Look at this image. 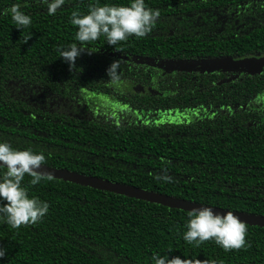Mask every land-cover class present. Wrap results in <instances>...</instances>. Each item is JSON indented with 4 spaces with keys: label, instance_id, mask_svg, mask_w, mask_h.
I'll list each match as a JSON object with an SVG mask.
<instances>
[{
    "label": "trees",
    "instance_id": "obj_1",
    "mask_svg": "<svg viewBox=\"0 0 264 264\" xmlns=\"http://www.w3.org/2000/svg\"><path fill=\"white\" fill-rule=\"evenodd\" d=\"M105 3L129 0H65L52 15L46 0H0V11L17 4L31 17L17 29L10 12L0 14V141L42 153L49 167L264 216V70L167 73L119 58L263 53L264 0H144L159 13L145 37L110 46L101 36L83 44L69 69L57 48L80 43L71 13ZM114 60L116 80L106 75ZM121 111L128 112L124 120L114 122ZM31 179L25 174L21 185L48 211L17 229L0 220V264H154L153 255L189 264H264V227L245 224L242 249L225 251L213 240L189 244L186 211Z\"/></svg>",
    "mask_w": 264,
    "mask_h": 264
},
{
    "label": "clouds",
    "instance_id": "obj_2",
    "mask_svg": "<svg viewBox=\"0 0 264 264\" xmlns=\"http://www.w3.org/2000/svg\"><path fill=\"white\" fill-rule=\"evenodd\" d=\"M46 2L47 12L52 15L65 3V0H46ZM4 12H10V18L17 25V29L25 28L31 23V17L19 10L17 4L0 11V14ZM158 14L157 10L146 7L144 0H129L127 5L90 4L85 14L73 11L70 23L76 26L75 40L80 43H73L63 49L57 48L59 58L68 64L69 69H72L75 60L85 52L86 48L83 44L96 41L101 36L110 46L125 41L130 36L143 38L151 31ZM88 52L92 51L88 50ZM118 67L119 60L110 63L106 69L109 79H118ZM43 161L42 153L34 152L31 148L13 149L6 141H0V168L6 169L0 177V220L13 229L38 222L48 211L49 205L46 201L29 197L21 185L25 174L32 178V184L44 178L37 171ZM51 178L49 174L47 179ZM158 179L169 178L158 177ZM187 217L183 239L189 244L199 245L213 240L225 251L247 246L245 224L231 211L221 214L214 212L211 207H198L189 210ZM4 255V249L0 248V258ZM151 259L154 264H189L178 256L169 259L153 255ZM206 264H217V262L210 260Z\"/></svg>",
    "mask_w": 264,
    "mask_h": 264
},
{
    "label": "water",
    "instance_id": "obj_3",
    "mask_svg": "<svg viewBox=\"0 0 264 264\" xmlns=\"http://www.w3.org/2000/svg\"><path fill=\"white\" fill-rule=\"evenodd\" d=\"M116 56V54H111ZM119 58L124 60H131L140 64H147L150 66L158 67L163 71L170 73L172 71H198L201 73L212 72H228L238 74L256 75L261 74L264 70V52L255 56L246 58H233L229 56L210 58L199 61H159L154 59L137 57V56H123L119 55ZM38 173L43 177H47L49 174L53 179H60L66 182L75 183L81 186L91 187L101 191L123 195L129 198L147 201L149 203H156L170 209H178L188 212L193 208L198 207H211L202 205L196 202L187 201L184 199L174 198L165 194L157 193L154 191L144 190L132 185H126L121 183H115L102 178L87 176L76 172L68 171L65 169H57L46 165L40 166L37 169ZM214 212H220L223 214L225 210L218 207H211ZM237 216L244 224L250 226L264 227V216H257L253 214H247L237 211H231Z\"/></svg>",
    "mask_w": 264,
    "mask_h": 264
},
{
    "label": "flooded vegetation",
    "instance_id": "obj_4",
    "mask_svg": "<svg viewBox=\"0 0 264 264\" xmlns=\"http://www.w3.org/2000/svg\"><path fill=\"white\" fill-rule=\"evenodd\" d=\"M257 55V54H256ZM255 56V55H254ZM165 72V71H164ZM189 72V71H188ZM190 73H192V72H190ZM128 113L127 111H121V113H119V117H113V121L114 122H122V120H124L123 119V117H122V115L124 114V113Z\"/></svg>",
    "mask_w": 264,
    "mask_h": 264
}]
</instances>
